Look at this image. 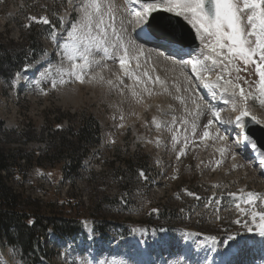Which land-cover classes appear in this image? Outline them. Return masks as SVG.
Returning a JSON list of instances; mask_svg holds the SVG:
<instances>
[{
  "label": "rangeland",
  "instance_id": "374dc122",
  "mask_svg": "<svg viewBox=\"0 0 264 264\" xmlns=\"http://www.w3.org/2000/svg\"><path fill=\"white\" fill-rule=\"evenodd\" d=\"M112 3L115 23L118 28L123 24L125 39L143 48L139 68L137 60L129 61L133 64L129 71L135 76L124 75L117 61L97 52L94 58L99 64L89 69L83 83L65 76L66 82L53 88V79L59 81L56 66L61 63L67 33L81 15L83 0H0V45L5 52L23 53L26 38L32 34L44 52L37 61L27 54L25 62L31 67L26 73L21 71L19 78L8 72L7 83L0 79V149L19 150L25 156L35 153L30 163L21 162L22 176L9 172L8 183L23 199L39 202L42 209L52 204L56 218L73 220L84 230L75 240L48 232L43 264H137L146 251L151 256L146 260L153 264H205L215 242L223 249L226 242L235 243V248L251 239L264 244L256 232L235 223L248 221L254 227L249 214L264 212V176L234 143L219 144L217 133L209 143H197L211 120L208 109L214 111L213 107L171 68L167 54L134 38L135 17L127 1ZM41 17L49 23L37 22ZM53 31L57 42L50 38ZM64 66H68L66 61ZM246 68L250 71L249 65ZM46 71L51 74L45 75ZM145 71L148 76L143 75ZM156 77L162 83H154ZM258 98L264 108V97ZM196 104L201 105L199 116ZM85 116L100 126V142L89 148L75 183L59 172V164L33 161L45 152L52 133L76 129ZM128 153L150 157L152 181L124 173L120 159ZM90 172L97 178L93 186L87 183ZM120 179L126 186L120 188ZM250 192L262 199L247 203ZM104 198L107 202L94 212L92 226L90 209ZM144 228L172 232L149 235ZM128 230L133 232L131 238H122ZM230 235L236 239L228 240ZM186 237L195 242L194 248H183ZM253 262L264 264V253ZM0 264L27 263L17 247L0 242Z\"/></svg>",
  "mask_w": 264,
  "mask_h": 264
},
{
  "label": "snow or ice",
  "instance_id": "6c2138e0",
  "mask_svg": "<svg viewBox=\"0 0 264 264\" xmlns=\"http://www.w3.org/2000/svg\"><path fill=\"white\" fill-rule=\"evenodd\" d=\"M130 2L139 5L140 10L130 9L137 23H147L151 17L153 24L163 25L164 19L157 20L153 16V13L162 12L171 13L177 18L182 17L195 29L196 35L203 45L200 54L192 59H181L180 63L191 65L192 71L200 79H203V76L200 75L201 72H213L219 69L216 80L213 82L205 81L204 87L211 91L213 98L219 95V99L224 103H231L233 111L237 110L235 98L239 96L241 107L239 115L236 116V123L238 127L244 128L243 118L250 115L246 101L252 93H246L245 89L235 81L241 79L238 75L241 71L239 67L241 63L244 66L255 64V72L259 76L256 88L259 96L264 97V0H151V2L130 0ZM79 11L81 14L79 19L72 25L71 31L67 33V43L63 45L61 63L56 66L59 81L53 79L52 87H57V83L64 84L66 82L65 76L83 83L89 69L99 64V61L94 58L97 52L102 53L105 59L117 61L121 70L124 71V75L134 77L135 73L129 71V61L130 59L137 60L136 67L139 68L138 57L143 55V48L135 45L132 40L125 39L123 24L120 28L117 27L112 0H83ZM29 19L36 20L35 17ZM37 22L49 23L44 17H41L40 21ZM167 25L172 27L170 18L167 19ZM50 38L57 42V35L54 31L50 33ZM64 38L63 36L60 37V39ZM130 52L138 53V55H131L130 57ZM255 57L259 59L256 60ZM65 61L67 67L64 66ZM206 62H210V64ZM30 67L31 65L26 66L23 72H28ZM231 72H236L237 75L234 78H226L231 75ZM50 74V72H45V75ZM143 75L148 76V73L145 71ZM20 76L21 73L17 72L16 77L19 78ZM101 79L103 78L101 77ZM108 83L112 84V81L109 80ZM121 83H123L122 80ZM154 83L162 82L159 77H156ZM177 90L179 91V89ZM145 91L148 89L145 88ZM132 94L133 96L137 95L135 91ZM261 103L264 104V100ZM200 107V104H196L197 116L201 114ZM208 110L215 119H219L218 111H212L211 108ZM252 120H256V117L253 116ZM153 123L157 129L161 127L155 118ZM173 123H175V117H173ZM212 124L213 120H209L208 124L205 125L202 138L209 137L208 128ZM195 128L196 125L193 123V132H195ZM217 138L220 140L227 139L226 136L218 133ZM244 139L246 145L251 143L252 149H256V144L250 142L247 136ZM186 147L187 143H185ZM180 155H184V152L181 151ZM261 163L264 164V161ZM140 175L143 176L144 173L141 172ZM256 199L262 198L255 193L247 194V203H252ZM236 207L239 208L240 205L237 204ZM249 215L254 227H250L248 221L236 220L235 223L241 224L248 232H256L261 238H264V212H252ZM210 239L215 242L214 237ZM235 239V236L230 235L228 237V240Z\"/></svg>",
  "mask_w": 264,
  "mask_h": 264
},
{
  "label": "trees",
  "instance_id": "16d2710c",
  "mask_svg": "<svg viewBox=\"0 0 264 264\" xmlns=\"http://www.w3.org/2000/svg\"><path fill=\"white\" fill-rule=\"evenodd\" d=\"M26 40V47H22L23 53L21 54L6 53L5 47L0 45V79L6 83L9 81L4 77L6 73L16 74L21 71L28 65V62H25L28 58L27 54L32 59H36L42 50L36 34L27 36ZM98 132L96 121L85 116L76 129L70 127L65 131L56 130L52 133L45 152L33 161L36 164L44 163L48 166L59 164L60 173L75 183V178L78 176L77 169L82 160L89 148L98 142ZM33 154L25 156L19 150L8 149V152H4L0 149V242L17 247L27 264H43L47 258L43 249V241L48 230L52 229L65 238L80 232L82 227L73 220L56 218L52 204L42 209L39 202L28 198L23 199V196L16 193L9 185V172L22 176L24 172L20 164L22 161L23 164L30 163L34 157ZM120 162L125 167V174H130L133 178L136 174L143 172L144 175L141 177L147 181L148 160L146 156L133 153ZM89 177L90 180L87 183L93 186L97 180L96 175L90 174ZM121 180H119L120 188L126 186ZM105 202L107 199L104 198L90 209L92 216L90 220L93 225L94 212H98Z\"/></svg>",
  "mask_w": 264,
  "mask_h": 264
},
{
  "label": "water",
  "instance_id": "95a60500",
  "mask_svg": "<svg viewBox=\"0 0 264 264\" xmlns=\"http://www.w3.org/2000/svg\"><path fill=\"white\" fill-rule=\"evenodd\" d=\"M147 1H151V0H147ZM153 16H155L157 20L164 19L165 23L163 25H153L152 23V25L148 27V30L152 36L160 40H163V41L178 43L180 45H186V44L192 43V37H191V34L189 33V30L187 29V26L183 22H181L179 19L162 14V13H158ZM168 18L171 19L172 27H169L167 25ZM177 21H179V24H177ZM167 29L168 30L172 29V30L171 32H169ZM249 128H250V131H248V133L255 134L257 138L256 137L254 138L259 143V146L261 148L264 147V132L250 125H249Z\"/></svg>",
  "mask_w": 264,
  "mask_h": 264
},
{
  "label": "bare ground",
  "instance_id": "6f19581e",
  "mask_svg": "<svg viewBox=\"0 0 264 264\" xmlns=\"http://www.w3.org/2000/svg\"><path fill=\"white\" fill-rule=\"evenodd\" d=\"M187 22V21H186ZM190 27H191V25H190ZM192 28V27H191ZM138 29L139 30H142L143 29V26H141L140 24L138 25ZM192 30H193V32H194V34H195V36H196V38H197V41H199V43H200V40L198 39V37H197V35H196V32H195V29H193L192 28ZM145 37H147V34H145ZM140 38H143L142 36H140ZM137 42V41H136ZM202 47H203V45L202 44H200V49L198 50V51H200L201 49H202ZM166 50H169L168 48L166 49ZM138 54V53H137ZM181 59H183V60H188V59H184V58H180V59H177L176 61L178 62V64H174V67H176V69L177 70H181V71H185V73H184V75H189V74H196V73H194L193 71H192V68H191V65H184V64H182V63H180V61H181ZM190 59V58H189ZM164 63V62H163ZM172 63V62H171ZM210 64V63H209ZM173 65V64H172ZM201 76H203L204 74H200ZM205 81H207V82H213V81H215L214 80V77H212L210 80H203V79H194L193 80V82H194V84H193V87L194 88H201L202 89V93H206V89L207 88H205L204 87V82ZM192 87V86H191ZM210 103V102H209ZM257 119V118H256ZM258 120L260 121V123L264 126V119L263 118H261V117H258ZM230 138L231 139H233L231 136H230ZM234 138H236L237 140H238V142H237V144L238 145H240V149H241V151H243L244 149H247L248 151H249V153H251V155H254V156H256L257 157V163L259 164V166H260V168H261V170H263L264 171V164H262L261 163V161H264V157H263V155H261V154H259L257 151H256V149L255 150H253L252 149V147H251V145H246L245 144V142L244 141H242V139L241 138H239V137H234ZM245 156H247L246 154H245ZM185 240V239H184ZM251 241H249L248 243H250ZM191 243V240L188 238L187 239V244H186V247L189 245ZM255 243H256V245H257V247L259 246V243L255 240ZM261 244V243H260ZM201 248V247H200ZM183 249V248H182ZM196 249H194V251H195ZM198 250V249H197ZM199 251V250H198ZM198 253V252H197ZM138 260V262L141 260V259H137ZM136 261V260H135ZM148 261V260H147ZM146 260H144V264L145 263H148ZM142 264H143V262H142ZM206 264H211V262H209V260H208V262L206 263Z\"/></svg>",
  "mask_w": 264,
  "mask_h": 264
}]
</instances>
